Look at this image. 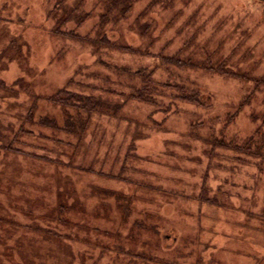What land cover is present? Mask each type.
Returning <instances> with one entry per match:
<instances>
[{
	"label": "rangeland",
	"instance_id": "rangeland-1",
	"mask_svg": "<svg viewBox=\"0 0 264 264\" xmlns=\"http://www.w3.org/2000/svg\"><path fill=\"white\" fill-rule=\"evenodd\" d=\"M4 39L20 59L0 71L7 83L40 75L43 89L98 105L80 166L106 175L93 183L132 186L167 243L158 253L145 233L150 253L163 264H264V0H0ZM30 105H0L1 145ZM88 210L87 224L113 227Z\"/></svg>",
	"mask_w": 264,
	"mask_h": 264
},
{
	"label": "trees",
	"instance_id": "trees-1",
	"mask_svg": "<svg viewBox=\"0 0 264 264\" xmlns=\"http://www.w3.org/2000/svg\"><path fill=\"white\" fill-rule=\"evenodd\" d=\"M4 19L9 25L14 23L9 17ZM108 39L103 40V45L109 44ZM6 43L7 39L0 41L1 52H7ZM18 54L23 56L22 51ZM9 55V52L0 55V71H5L11 61L20 60ZM52 56H57L55 51ZM18 62L20 68L25 66V62ZM34 80L35 83L27 82L23 76H17L7 83L0 77V105L15 107L18 113L23 102L31 104L11 144H0V189L4 190H0L1 264H154L156 261L163 264L161 257L159 260L157 254L147 249L142 235L150 233L155 239L159 237V247L155 245L158 253L167 243L160 236L159 227L147 220V212L133 206L136 196L131 193L132 186L125 191L123 187L109 189L93 183L91 177L106 175L80 166L91 126L87 113L91 114L98 105L91 102L89 95L80 96L66 88L43 89L40 75L34 76ZM197 96L182 97L197 102ZM29 146L58 151L59 156L52 158L31 152ZM23 169L37 170L34 171L37 177L42 171L54 182L28 177L30 180L22 175L28 174ZM158 191L159 195L169 197ZM86 198L92 199V210L83 202ZM120 200H127L126 206ZM87 210L91 217L107 213L109 219L116 220L113 227L87 224ZM134 211L140 220L132 217ZM102 219H107V215L103 214ZM110 239L111 244L107 241ZM137 242L143 245L137 248Z\"/></svg>",
	"mask_w": 264,
	"mask_h": 264
}]
</instances>
